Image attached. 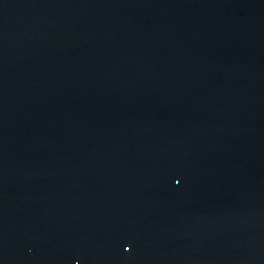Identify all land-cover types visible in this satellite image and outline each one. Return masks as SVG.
Returning a JSON list of instances; mask_svg holds the SVG:
<instances>
[{
  "label": "water",
  "instance_id": "1",
  "mask_svg": "<svg viewBox=\"0 0 264 264\" xmlns=\"http://www.w3.org/2000/svg\"><path fill=\"white\" fill-rule=\"evenodd\" d=\"M0 264H264V0H0Z\"/></svg>",
  "mask_w": 264,
  "mask_h": 264
}]
</instances>
